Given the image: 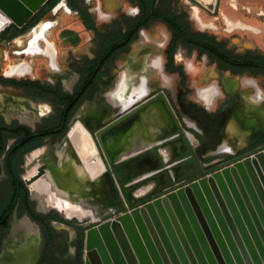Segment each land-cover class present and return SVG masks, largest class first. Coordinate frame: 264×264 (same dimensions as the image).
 Listing matches in <instances>:
<instances>
[{
    "label": "flooded vegetation",
    "instance_id": "af4514ba",
    "mask_svg": "<svg viewBox=\"0 0 264 264\" xmlns=\"http://www.w3.org/2000/svg\"><path fill=\"white\" fill-rule=\"evenodd\" d=\"M140 1L47 0L23 26L12 23L0 33V58L3 59V61L0 59V87L20 95H11L9 90L0 89L6 96L0 99L3 102L0 106V256L9 254L11 249L8 247L14 245L18 238H22L24 231L22 224L28 220L36 227L37 232L29 233L30 242H39L29 264H80L83 255L81 236L84 227L96 226L98 218L104 214H110L107 218L118 215L117 212L129 207L127 198H130L132 203L135 202L134 190L124 193L119 179L114 174L108 175L106 168L99 176V185L95 196L92 197V201L101 208L99 217L96 220L85 217L82 223L76 224L72 219L79 222L80 219H67L66 216L63 218L55 211H51L53 208L48 210L41 208V200L33 193L29 183L33 180L30 178V172L39 169L47 161L54 164L60 162L62 154L64 155L60 145L69 137L79 119L87 122L92 117L95 108L93 111L87 108L90 102L95 100L97 103L99 96L111 91L115 94L124 91L122 95L126 99L131 96L127 95L129 86L137 82L132 96L143 93L142 90H139L138 94L136 91L143 81L147 84L145 74L151 68L157 70L152 62L155 57L163 58V71L160 73L176 74L180 77L184 97H188L190 88L185 66L177 64L178 52L181 49L196 52L201 58L215 64L221 72L254 77L256 80L258 77L264 79V48L251 46L246 42L229 44V38L220 39L206 30L193 28L188 12L174 9L171 5L172 0H167L160 9L175 15L180 21L179 19L173 21L166 13L158 12L156 5L149 12L142 13ZM190 1L215 16L219 14L222 4L221 0H218L214 7L210 8L199 0ZM63 12L65 15L58 20ZM158 23L165 27L162 30H167L168 36L165 38L161 30V42L142 40L144 32L152 37L148 31L152 25ZM42 30L45 32L41 34ZM38 35L41 36L37 38ZM136 45L138 49L134 58H127L125 65L123 62L117 63L131 46ZM146 45H149L150 52L143 53L142 49H145ZM31 47L34 50L30 49ZM158 48L165 49L164 55H154L150 60L149 55ZM49 49L55 52L56 65L52 62ZM139 54L143 55V59ZM133 62L134 65H128ZM3 64L6 66L5 71H1ZM114 64L120 72L123 71L117 77L111 72ZM24 66L29 72L20 73L18 70ZM161 87L160 89L150 87L157 94L152 99L156 98L158 102L162 100L174 125L177 124L186 137L190 133L197 141L195 144L189 139L192 155L190 153L187 160L191 162L190 165H195L194 172H199L198 169L204 172L214 170L264 146V128L258 126L259 120L256 118L255 123L252 120H241L240 117L243 115L239 114L242 128L251 131L242 145L237 136L228 134V121L224 112L237 115V106L234 111H231L234 105L225 107L223 112H217L218 108L215 109V122L212 121L214 118L206 120L198 113L200 119L192 122L174 110L168 88ZM248 89L250 88L245 90ZM223 94L225 98L224 91ZM245 96L242 97L243 105ZM9 99L21 105L15 108L17 112L5 110L4 101ZM157 101L152 102L150 106ZM104 103L108 112L110 108L115 112L120 109L110 105L106 100ZM211 107L209 105L208 108L214 109ZM192 125H195L198 131H194ZM231 138L239 140L235 149L228 144ZM97 140V156L106 167L109 154L112 158L114 156L108 151L103 136ZM126 142L120 144L121 147H126L128 144ZM224 142L231 152L217 146L223 145ZM208 151L210 153L205 154ZM224 153L227 154L225 157H219V154ZM118 174L120 179H123L120 169ZM46 220L54 230L55 242L56 224L67 225L69 229L70 227L73 229L68 246L62 243L55 246L54 243V247L49 249L50 235L44 229ZM58 249L67 250L63 260L56 258V253L60 251Z\"/></svg>",
    "mask_w": 264,
    "mask_h": 264
},
{
    "label": "water",
    "instance_id": "95a60500",
    "mask_svg": "<svg viewBox=\"0 0 264 264\" xmlns=\"http://www.w3.org/2000/svg\"><path fill=\"white\" fill-rule=\"evenodd\" d=\"M46 1L0 0V15L6 17L0 33L12 23L23 26ZM199 1L210 8L218 2ZM155 100L117 116L97 138L123 126ZM180 132L190 150L176 162L192 155L190 140ZM155 151L164 168V159ZM118 165L109 154L106 168L124 193L134 190L124 175L120 179ZM198 170L134 203L127 198L129 207L118 215L104 214L96 226L84 227L81 264H264V146L214 170ZM98 181L92 180L94 195Z\"/></svg>",
    "mask_w": 264,
    "mask_h": 264
},
{
    "label": "bare ground",
    "instance_id": "6f19581e",
    "mask_svg": "<svg viewBox=\"0 0 264 264\" xmlns=\"http://www.w3.org/2000/svg\"><path fill=\"white\" fill-rule=\"evenodd\" d=\"M4 19H6V17L0 15V26L3 24ZM166 31L167 30H162V35H164L165 38L168 36ZM44 32L45 31L42 30L41 34ZM40 36L41 35H38L37 38ZM144 39H147L150 42H157L156 38L150 37L145 32L142 35V40ZM162 45H164V42ZM149 48V45H146L145 49H142V52H148ZM30 49L34 50L32 47ZM49 54L51 55L53 64L56 65L57 59L55 52H52L51 49H49ZM140 56V58L143 59V55ZM157 58L161 57H155V59L152 61L153 64L154 62L158 63ZM128 65L132 66L134 65V62L129 63ZM18 71L20 73L27 71L29 72V69L24 66ZM218 86L216 83H213L211 86L200 88L199 90L202 97H204L207 103L212 107L215 106V104L220 99L224 98L223 91ZM119 88H121V86ZM139 90L144 92L135 96L131 95L126 99L122 95V92L124 91L118 92L116 94L114 91H111L107 94H102L99 96L97 98V107H95L92 117H90L87 122L81 121L82 119H79V123L76 124L77 126L72 130L69 137L63 142L62 145H60L64 153V155L62 154L60 162L58 164H54L51 161H47L39 169L30 172V178L33 179V191L40 198L41 208L43 210L55 208L64 212L68 218H78L80 220H83L85 217H91L92 219L96 220L99 217L101 208L95 201H92V197L95 195L94 190H92L93 188L91 182L93 179L99 177L106 171V167L103 163H101L102 161L97 156L98 140L96 138V132L112 121L111 115L106 114L108 109L105 106L104 100H106L112 106L120 107V109H117L115 114H112V117L116 118L121 114L131 111L156 94V91L150 88L145 81H143L141 87L136 91L137 94L139 93ZM4 95V92H0V99L5 98L6 96ZM249 96L250 95H246L244 97L243 106L238 105L236 107L237 115L224 112L226 113V121H228V134H234V136H237L241 140V145L247 134H249L251 131L248 128H242L238 117L239 114L249 115L253 119L256 118L258 120L264 121V110L261 111L258 109L263 104H252L247 99ZM192 128L194 131H198L195 125H192ZM226 137L228 138V136ZM187 138L192 139V141L197 144V141L192 134H187ZM126 139H128L127 142ZM103 140L109 149L108 151H110L116 162L119 164L118 167L122 173V176L124 175V177H126V174L127 176L132 174V169L134 166L138 165L137 163L140 164L139 167L145 162L151 163L152 161L154 164H163V161L160 158H157L158 155L155 150H158L160 155L165 156V163L169 164V166L165 170H161L164 172H161L159 179L153 183L155 192L156 190L164 187L170 182V180H175L195 169V165H190L191 162H188L185 158H183V161L176 162V159L179 156L185 155L188 152V147L184 142L180 128H178L177 124L174 125L172 122L171 115L168 114L162 100L155 102L149 107L147 106L123 126L116 127L111 130L110 133L103 135ZM125 142L128 143L126 147H121L122 145L120 144H124ZM217 146L231 152V149L225 142L223 145L219 144ZM148 150L149 152H147ZM207 153L210 152L208 151L205 154ZM134 154L135 156L133 158L128 159L129 156ZM138 159L139 162L134 161H137ZM153 167V165H148L147 168L151 170ZM108 172L110 174H114L110 169H108ZM151 172L146 173V175L143 177L150 178V176L155 175V172L157 171H154L153 173ZM130 188L132 187L129 184V189ZM148 193L149 192H142L140 194L134 193L133 199L137 200L146 196ZM58 226L62 228L64 227V225L61 224H58ZM22 227L24 228L22 238H18L17 241L15 240L16 242L14 245L8 247L11 249L9 254H2L0 256V264H28L30 262L31 253L34 251V249H32V244L34 241L30 242L31 236L29 233H37L36 227L28 220L26 222L24 221Z\"/></svg>",
    "mask_w": 264,
    "mask_h": 264
},
{
    "label": "rangeland",
    "instance_id": "374dc122",
    "mask_svg": "<svg viewBox=\"0 0 264 264\" xmlns=\"http://www.w3.org/2000/svg\"><path fill=\"white\" fill-rule=\"evenodd\" d=\"M221 2L222 4L219 9V14L217 16H215V14L213 13L207 12V10L200 6H197L190 0H172L171 5L176 10L187 11L189 14V21L192 27L195 29L206 30L207 32H210L211 34L220 39L229 38V44H240L242 42H246V44L248 45L264 48V0H221ZM64 15L65 12H63L57 19L59 20L60 17ZM164 28L165 27L162 24L158 23L152 25L148 32L149 34H151L152 37H155L157 40L161 41V30ZM240 47H242V45H240ZM136 49H138L137 46H131L128 52L119 58V61L117 63L123 61L125 65V63L127 62V58L131 56L135 57V52H137ZM164 50V48H158V50L153 52V54L149 55L150 60L154 57V55H164ZM177 57H179V59H177V64L185 66L189 76L188 85L190 88V92L188 97H184V91L181 86V79L176 74H162L160 73V71L151 68L150 71L146 73L147 75L145 74V76L147 77V84L154 89L161 87V85L162 87L168 86L167 88L170 93L172 106L174 110L177 111V113L183 118L194 122L195 120H199V115H201L206 120H210V118L213 119L216 114L215 109L218 108L217 112H223L225 107L234 105V107L231 109V111H234L235 106L243 105V101H241V99L244 95H252L253 90L251 88L245 90L247 88L241 87V78L245 76L237 74L232 75L229 72H221L219 71L217 66L215 64L210 63L208 59H203L196 52L188 51L186 49H181L178 52ZM0 59L3 61L2 58ZM5 68V64H3L1 71H5ZM116 70H119L120 72V69H117V65L114 64V68L111 70V72L112 74H114L115 77L123 73L122 70L120 73L116 72ZM164 79L167 81V83H165ZM257 81L259 82L261 88H264V79L258 77ZM213 83L219 84L220 89L225 92L226 96L225 98L220 99L217 104L213 106L214 109H209V104L207 103V106H205V99H202V95L200 93L198 94V92L200 88L209 87ZM137 84L138 82L134 85L129 86L127 95H132L133 93H135L133 89ZM0 89L10 91V89L2 87H0ZM10 92L11 95L20 96L13 91ZM4 102L6 104V111L15 110L17 112L15 108L21 106L17 105V103L10 99L5 100ZM1 104H3L2 101H0V106ZM96 106L97 103H95V100H93L87 105V108L90 111H93ZM107 106L111 107L110 105ZM258 109L261 111L264 110V104ZM107 112L108 111H106V114L109 113L113 120L115 118L112 117V114H115L114 109L110 108L109 112ZM197 113L199 114L198 116ZM240 118L241 120L246 121L252 120L255 123V119L251 118V116L249 115H243ZM214 120L215 118L212 121ZM257 124L259 127L264 128V123L261 120H259ZM238 141L239 140L237 138H231L228 140V144L233 149H235ZM226 155L227 154L225 153L219 154V157H225ZM134 156L135 154L129 157L133 158ZM161 157L165 161L166 157L163 155H161ZM137 162H139V160H137ZM137 164V166L133 167L132 174H130L129 176H127L126 174V177L124 178H126V181H129L128 183L130 184V186L134 188V193L140 194L142 192H149L148 194H146L147 196L155 190L153 183H155V181L159 179V175H161L160 173L164 172L161 170H165L169 166V164L166 163L164 168L161 167L159 164H154L153 161L151 163L145 162L140 167V164ZM148 165H153V169L150 170L149 168H147ZM154 171L157 172H155V175L150 176V178L143 177L144 175H146V173H153ZM29 183H31L30 186L33 189V181ZM33 193L35 192L33 191ZM51 211H55V213H57L58 215L62 216L63 218H66L65 213L62 211H59L57 209H52ZM72 220L76 221V224H80L77 219ZM55 230L57 242L60 239H63L64 242L70 241V233L71 231H73L71 227L69 230H65L64 228L59 227L58 224H56ZM57 242L55 246H57ZM57 253L58 254L56 258H60L67 254V250L62 253Z\"/></svg>",
    "mask_w": 264,
    "mask_h": 264
},
{
    "label": "clouds",
    "instance_id": "9594fccd",
    "mask_svg": "<svg viewBox=\"0 0 264 264\" xmlns=\"http://www.w3.org/2000/svg\"><path fill=\"white\" fill-rule=\"evenodd\" d=\"M179 59V57H177ZM157 62H154L153 66L157 68L158 71H163V58H157ZM165 83L167 81L165 80ZM241 87L242 88H251L252 95L247 99L249 102L255 105L264 104V88H261L259 82L254 77L245 76L241 78ZM204 99V97H201ZM205 106H207V101L205 100Z\"/></svg>",
    "mask_w": 264,
    "mask_h": 264
},
{
    "label": "trees",
    "instance_id": "16d2710c",
    "mask_svg": "<svg viewBox=\"0 0 264 264\" xmlns=\"http://www.w3.org/2000/svg\"><path fill=\"white\" fill-rule=\"evenodd\" d=\"M167 2V0H151V2H149L148 0H141L140 1V5H141V8H142V13H146V12H149L151 10V8L156 5L157 7V11L158 12H162V13H166V15L170 16L171 18H173V21H176V19H179L178 21H180V18H175V15H170L168 12L165 11H162L160 8L161 6H164L165 3ZM182 17V16H181ZM204 52L206 51L205 49L203 50ZM175 70V69H173ZM47 220L45 221V231L48 232V234L50 235V238H49V249H51L53 246H54V243H55V235H54V230L52 227H50L48 224H47ZM81 264V263H80Z\"/></svg>",
    "mask_w": 264,
    "mask_h": 264
},
{
    "label": "crops",
    "instance_id": "0c3cea01",
    "mask_svg": "<svg viewBox=\"0 0 264 264\" xmlns=\"http://www.w3.org/2000/svg\"><path fill=\"white\" fill-rule=\"evenodd\" d=\"M62 225H63V224H62ZM64 226L67 227V228H64V229H69V227H68L67 225H64ZM34 242H35V241H34ZM56 242H57V240H56ZM56 242H55V243H56ZM61 243L64 244L65 246H68V244H69L70 242H69V241H65V242H64L63 239H60V240L57 242V244H58V245H59V244L61 245ZM38 246H39V242H35V244H32V248H33V249H36ZM53 247H54V246H53ZM66 249H67V248H66ZM66 249H63V250L60 249V251H58V252H60V253L65 252ZM56 254H58V253H56ZM56 254H55V255H56ZM31 255H32V253H31ZM56 256H57V255H56ZM56 256H55V257H56ZM64 258H65V256L60 257V258H57V259H59V260H63ZM30 259H31V256H30ZM28 264H29V263H28Z\"/></svg>",
    "mask_w": 264,
    "mask_h": 264
}]
</instances>
